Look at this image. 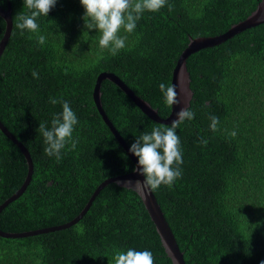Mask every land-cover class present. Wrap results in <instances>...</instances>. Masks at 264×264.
I'll return each mask as SVG.
<instances>
[{
	"label": "trees",
	"instance_id": "obj_1",
	"mask_svg": "<svg viewBox=\"0 0 264 264\" xmlns=\"http://www.w3.org/2000/svg\"><path fill=\"white\" fill-rule=\"evenodd\" d=\"M260 0H169L170 12H145L126 46L113 56L85 28L80 0H57L38 33L15 29L29 14L10 0L13 30L0 58V120L29 150L34 172L26 192L0 213V230L23 233L63 225L85 208L105 180L135 169L93 99L98 75L113 73L162 118L171 114L159 84L171 77L192 39L215 37L247 19ZM3 8L8 0H0ZM6 29L0 17V41ZM38 35L46 41L38 43ZM39 78H33L32 72ZM193 97L191 122L177 129L182 176L154 195L186 264H264V24L187 60ZM78 118L76 149L62 159L44 154L40 122L51 127L62 104ZM103 109L130 147L158 125L113 82L101 85ZM219 119L210 130L211 116ZM170 126V125H168ZM236 131L237 135H229ZM201 138L209 141L205 147ZM28 164L0 131V205L24 183ZM151 251L155 264H172L139 194L110 184L73 227L20 239L0 237V264H114L117 251Z\"/></svg>",
	"mask_w": 264,
	"mask_h": 264
},
{
	"label": "clouds",
	"instance_id": "obj_2",
	"mask_svg": "<svg viewBox=\"0 0 264 264\" xmlns=\"http://www.w3.org/2000/svg\"><path fill=\"white\" fill-rule=\"evenodd\" d=\"M24 7L29 14L21 13L15 18L14 27L24 35L25 30L30 33L39 32L37 19L40 16L48 17L50 11L56 6L57 0H23ZM85 10L83 17L85 28L98 30L100 34L99 46L115 56L126 46L127 36H121V31L132 33L137 22L145 12L158 13L164 7L169 11L174 5L169 0H80ZM45 36L38 35V43L43 45ZM33 78H39L38 73L32 72ZM165 104L171 108L179 106V99L176 86L159 84ZM50 103L62 104V113L56 114L51 120L49 128L45 122L39 123L37 132L43 137L44 154L48 157H55L59 162L62 159V150L70 145L68 151L76 149L78 141L73 138V133L79 121L69 103L64 100H57L50 97ZM176 119L168 125H158L150 133L143 132L131 144L129 151L138 158V164L133 170L144 177L143 182L131 180L124 183V187L143 194L148 191H156L161 186L172 188L174 183L181 178V165L183 164L181 140L177 135V129L195 118V113L189 107H182L176 113ZM210 130L218 131L219 119L216 116L210 117ZM230 136L235 137L236 131H231ZM209 141L201 138L198 144L207 146ZM114 264H155L151 251H137L129 248L127 251H117L114 255Z\"/></svg>",
	"mask_w": 264,
	"mask_h": 264
},
{
	"label": "water",
	"instance_id": "obj_3",
	"mask_svg": "<svg viewBox=\"0 0 264 264\" xmlns=\"http://www.w3.org/2000/svg\"><path fill=\"white\" fill-rule=\"evenodd\" d=\"M11 14H12L11 3L10 0H8L7 8H3L0 5V17L6 23V29L3 38L0 41V58L5 51V48L9 42L13 30V20ZM261 24H264V0H260L256 10L247 19L241 21L238 24L233 25L227 32L215 37H201L199 39L198 38L192 39L188 47L183 51L179 60L177 61V65L173 71V77H171L172 85L176 86L177 89L179 106L174 105L172 107L171 114L167 118H162L158 114L157 110L153 109L151 105L148 102H146L143 98L136 95L121 79L115 76V74L104 72L98 75V79L96 81V85L93 91V99L95 105L103 121L111 131L112 135L123 147V149L128 154V156L131 158L132 162L135 165V168L138 164V158L135 157L129 151L130 147L124 141L123 137L120 135V133L115 128L113 123L110 121V119L108 118V116L106 115L103 109L101 102L102 82L105 80H109L113 82L131 99V101L141 110V112L145 114L152 121L163 125H171V123L177 118L176 113L180 110V108L190 107V103L193 97V93L190 88V82H189L190 77L187 71L188 58L191 55L203 49L220 45L225 41H227L228 39L233 38L235 35H238L248 29L257 27ZM0 131L20 149L28 164V174L25 178L24 183L10 198H8L3 204L0 205V213H1L10 203L18 200L26 192L29 184L32 181L34 164L29 150L8 130V128L1 122V120H0ZM129 180H131L134 185V182L136 180H140L141 182H143L144 177L138 175L136 172L133 171L126 175H120L105 180L102 184L98 186V188L93 193L92 197L90 198L85 208L81 211V213L68 223L59 226L48 227V228H43V229H38L23 233H8L0 230V237L6 239H20V238L38 236L42 234L69 229L74 225H76L86 215V213L91 208L93 202L95 201L96 197L105 187H107L110 184H118L119 186L124 187V183ZM139 196L152 222L156 227L157 233L162 241V244L166 250L169 259L172 261V264H186L184 259V254L180 250L175 235L173 234L169 226V223L167 222L154 193L152 191H148L143 193L142 195L139 194Z\"/></svg>",
	"mask_w": 264,
	"mask_h": 264
}]
</instances>
